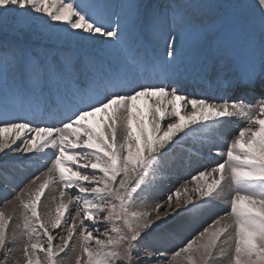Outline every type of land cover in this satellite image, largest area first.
Returning <instances> with one entry per match:
<instances>
[{"label": "snow or ice", "instance_id": "snow-or-ice-1", "mask_svg": "<svg viewBox=\"0 0 264 264\" xmlns=\"http://www.w3.org/2000/svg\"><path fill=\"white\" fill-rule=\"evenodd\" d=\"M251 7L259 19L258 54L236 62L222 47L228 7L211 0H125L118 10L107 0H0V33L50 42L0 39V153L32 154L37 164L49 150L53 157L34 192L39 177L17 192L7 179L10 170L0 166V199L8 204L15 193L24 213V264H41L38 253L45 264H57L78 227L76 264H216L228 255L225 246L231 249L227 264H264V0H253ZM185 32L192 37L189 45ZM160 38L167 59L148 53L146 45ZM89 41L93 47L108 43V50L78 55ZM112 50L120 53L115 63ZM188 64L204 79L220 78L234 66L228 84L238 99L217 104L190 96L181 79ZM249 93L258 94L257 103L246 101ZM233 117L245 124L226 152L216 150L222 160L197 170L166 199L137 203L174 145L190 148L186 138L197 134L206 142L207 133ZM174 163L182 165L183 158ZM57 182L61 203L43 220L38 204ZM189 183L195 185L191 194ZM69 191L78 196L65 203ZM29 192L31 198L23 199ZM217 200L230 210L169 256L166 246ZM11 219L0 211V251L15 243L7 234ZM101 221L108 230L100 231ZM64 227L67 235L54 244L50 229Z\"/></svg>", "mask_w": 264, "mask_h": 264}, {"label": "bare ground", "instance_id": "bare-ground-1", "mask_svg": "<svg viewBox=\"0 0 264 264\" xmlns=\"http://www.w3.org/2000/svg\"><path fill=\"white\" fill-rule=\"evenodd\" d=\"M152 1L154 2V0H151V2ZM194 1L198 2L199 0H194ZM177 2L178 3H187V2H180L178 0H177ZM120 3L122 4V2H120ZM123 3H124V1H123ZM162 3H163V1L160 4H162ZM252 4H253V0H246L245 4L242 5L238 9V12L246 13V14H248V13L250 14L251 13V15H253L254 12H253L252 7H251ZM237 14L239 15V13H237ZM249 17H250V15H249ZM239 18H240V16H239ZM244 18H247L246 15H245ZM253 18H251L253 20L249 19L246 22L247 26L244 27V29H245L244 32L247 35L245 34V36H246L244 38L245 40L241 43V45L239 44L238 50H235V47H236L237 44H235V45H233V44L222 45V47H223V49H224V51L226 53V56L231 58L232 60H234L236 62L243 61L245 58L250 56L253 52L258 54L259 46H255L254 42L256 41V39H259V32H257V31H259V19H258V17L255 14H254ZM237 20H239V19H237ZM255 31H256V33H254ZM190 37H191V34L188 33V32H185L184 41H185L186 45H188ZM191 39H192V37H191ZM100 40L106 41L107 38H100ZM86 44H89L91 46L92 42L90 41V42H87ZM96 44H98V43H96ZM99 44L102 46V43H99ZM74 45H72L70 47H72L73 49H77V44H74ZM90 46H85L84 45L83 47L78 48V53L77 54L80 55V56H85V55H90V54H93V53H99V52H101L102 49L108 50V43H103V46H102L101 49H100V47L99 48L95 47V48L91 49ZM157 46H159V48ZM146 47H147V50H148L149 54H153L154 53L155 55L162 56L163 58L167 59L166 50H165V42H164V40L162 38L157 39V40H155L152 43H148L146 45ZM236 51H240L241 53H237ZM112 52H113V57H112L113 63H115V62H117L120 59V53L117 50H112ZM187 69L188 70L183 73L181 79L185 83H187L186 91L188 89L189 90L192 89L193 90L192 95L193 94L197 95V91L200 89V87L204 86L202 84V82L204 83L205 81H204V79L202 77H200V76H198L196 74V72H195V70H194V68H193V66L191 64L187 65ZM235 71H236V68L233 66V69H231V70H227L226 69L225 72L221 73V75H220L221 76V80L217 84L216 89H218V88H221V89L227 88L228 91H230L231 87H229L226 84V82H227L228 79H230L232 73L235 72ZM214 75L215 74H212L210 76H214ZM202 95L203 96H207L209 98L210 102L217 101V99H219V96H220L217 93H213L211 91H208L207 87L202 89ZM237 96H238L237 92L233 93L231 99L228 102L231 103V101L236 100ZM257 100H258V97H257ZM218 103H221V102H218ZM255 103H257V102H254L253 104H255ZM181 114L183 115L184 112H182ZM244 124H245V122L240 117H235V125H234V127L232 129H227V128L223 127V128L220 129L219 135L217 134V130L209 132V133L206 134L208 136V140L206 142L205 141H201L199 139V135L200 134H197L195 137H189V138H187L188 140L186 139V144L187 145H192V147H190V148L186 147L184 144H181V142H178L177 145H174L173 147L175 149V152L174 153L173 152H169L168 154H166L165 167L162 169L161 173L156 177V180H155V183L153 184V186L147 192H145L146 195L148 196V197L146 196L147 200L151 201V202L156 200V202H157L158 200L166 199V197L169 194V190L175 191V189H177L180 185H182L181 184L182 182H185L186 179L190 180L192 175H196L197 170H205V169H210L211 167H214L217 161L222 160V157H218V156L215 155L216 150L218 149L221 152H226L227 151V145L232 140V135L238 134L239 129L241 127H243ZM197 151H200L203 154H205L207 152H210V153L212 152L213 153L212 156H211L212 158L209 161L208 160H204L203 157L201 158L200 156H197ZM18 153H19L18 155H14L13 152L0 153V166H5V167H7L10 170L11 175L9 176V178L13 177L12 175L15 176L13 178H15L14 182L16 181V183L13 184V185H17L18 184L17 182H19L18 188L22 189V187L24 185H27L31 181V178L37 177L42 172L46 171L47 170V165H44L43 167H41V166L39 167L35 163V161L32 160V159L36 160L35 156H33L32 154H24L23 152H18ZM177 156H180V157L183 158L184 163L182 165L178 166V165H176L174 163V161H175ZM52 158L53 157L51 156V152L49 150L48 157H46L44 159L49 163V162H51ZM28 161L31 162V163H28ZM43 164H46V163L43 162ZM21 166H25V169L27 170V172L26 173H22V171H19V179H18V177H17L18 174L15 171V169H19V168L23 169ZM35 166L38 168V170H37V168ZM187 168H192L191 169V171H192L191 174H187V172H186ZM87 171L90 172V170H87ZM44 179H45V177L40 178L39 180H37V182L33 185V192L39 186V184L43 183ZM0 182H2V181H0ZM9 182L11 183L10 180H9ZM189 184H191V183H189ZM52 186H55L57 188L59 186V188H60V185L57 182V183L50 184L47 187V189H49L51 191V187ZM21 189H17L16 188V191L19 192ZM47 189H46V191H47ZM67 194H71V197H73L74 195H78V193H75L73 191H69ZM14 195H15V193H13L12 195L8 196V200L11 201V202L6 204V205H4L0 211H4V212L19 211V210L23 211V209L20 206L19 200H14L13 199ZM31 195H32V193L29 192V194L24 195L22 198L25 199V200H28V199L31 198ZM50 196L52 197L53 194L50 195ZM229 197L230 196L228 195L226 197V199H228ZM57 198H61L60 195H58ZM46 199L47 198H45V200ZM47 200H49V199H47ZM0 201L4 203L3 199L0 200ZM145 202L148 203L146 200H145ZM46 203H47V201H44L43 197H41V201L38 204V212H41V214L43 212H45L46 209L52 208L49 205H47ZM213 204H214L213 207H210L209 209L204 211V212H207V213L211 212V213L205 214L207 222H210L211 220L214 219V218H212V216H213L212 212H220V210L222 211V208L225 207V205H226V203H222L219 200L214 201ZM173 205H174V202H173ZM71 207H74L75 209H73V211H76L75 204L72 205ZM55 210H56V208H55ZM198 215L202 216L203 212L197 214V218H196L197 222H202V220L204 218L201 217V219L199 220ZM44 217H46V216H44ZM61 229H56V230L50 229V231L52 232V234L54 236V241H57V242L60 241L59 240V236H60V234H62V233H60V231H62ZM192 230H193V228H190V227L186 228L185 231L181 233V235L184 236L182 238V241L175 242V240H173L172 243H170L169 245L166 246L167 252L168 253L170 251L174 252L179 247H182L184 242L187 241V238L191 237ZM95 235H98V233L95 234ZM13 250H14V247H12V251ZM159 259L160 260H164L163 257H161ZM225 260H227V259H225ZM69 263H70V260L68 261L67 264H69Z\"/></svg>", "mask_w": 264, "mask_h": 264}, {"label": "rangeland", "instance_id": "rangeland-1", "mask_svg": "<svg viewBox=\"0 0 264 264\" xmlns=\"http://www.w3.org/2000/svg\"><path fill=\"white\" fill-rule=\"evenodd\" d=\"M119 1L120 0H107V2L110 5H112L113 8L116 9V10H118L119 6L121 5L120 2H122V3H123V1L125 2V0H121L120 2ZM182 1L183 2L187 1L188 3H194L195 2L194 0H189V1L188 0H182ZM198 2H204V0H201V1L199 0ZM211 2L217 3V4H221V5H224V6L228 7V14L223 18V21H222L223 32H224V39H223L222 45H227V44L235 45V44H237L236 47H235V50H238L239 44L241 45V43L245 40L244 38L246 37L245 36L246 33L244 32V30H245L244 27L247 26L246 22L249 19L253 18L254 14L251 15V13L249 14L248 12H247L248 14L238 12V9L242 5L245 4L246 0H211ZM153 3H159L160 4V1L154 0ZM233 5H235L237 7H234V8L233 7H229V6H233ZM237 13H239V15ZM245 15H246L247 18H244ZM249 15H250V17H249ZM239 16H240V18H239ZM113 19H115V17H113ZM237 19H239V20H237ZM253 19H251V20H253ZM257 32H259V31H257ZM254 33H256V31ZM4 38H7V39H19V41H21V43L26 44V45L27 44L48 45V43H50L47 39H37L34 36H32L31 34H29V33H25V34H22V35H19V36L14 35L12 32L0 33V39H4ZM189 39L190 40H189L188 45L191 43L190 41L192 40L191 37ZM97 43L98 44H95L94 47L92 45L90 46L89 44H85V46H90L91 49H93L95 47H97V48L100 47V49H101L102 46H103V43H102V46L99 44V42H97ZM74 44H76V42H72V44L70 46H72ZM236 52H238V51H236ZM41 160H45V159H41ZM45 163L46 164H43V163L42 164L43 165H47V167L51 165V162H49L50 164L47 161ZM46 171H44V172H46ZM44 172H42V173H44ZM42 173L37 176V177H39V179L44 177V175ZM12 176L15 177L14 175H12ZM33 178H31V180ZM36 182H37V180H36ZM183 183L184 182H182L181 184H183ZM201 183H202V181H201ZM180 186L178 188H180ZM194 186L195 185H193V184H188V188H189L190 194H191V188L194 187ZM23 188L24 187H22V189ZM59 190H60L59 186H58V188L55 187V186H52L51 187V191L49 189H47V191L45 190L46 194L44 193L42 197H43L44 201H47L46 204L49 205L52 208L46 209L45 212H43L42 214H41V212H39V214L41 215V218L43 220H46L48 218V214L49 213H51L52 215H55V211L54 210L57 207V205L59 203H61V198H57V196L59 195ZM49 194L50 195L53 194L54 197L53 196L51 197ZM182 195H183V192H182ZM70 196H71V194H66L64 199H63V202H65V201L67 202V200L69 199ZM76 196H78V195H74L73 198H75ZM146 196H147L146 193H141V195H139V197L137 198V203H139L141 200H144V201L146 200L148 202V204H152L153 202L154 203L156 202V200L152 201V202L148 201L147 200L148 196L147 197ZM45 198H47L49 200H47V199L45 200ZM228 199H230V197ZM173 202H174V200H173ZM1 204H0L1 205L0 206V210L2 209V207L4 205H6V204L3 205V203H1ZM73 209H75V208L74 207L70 208V212H72L73 214L71 213V216H70V218L68 220L69 224L72 223L71 217H74L76 215V211H73ZM227 210H230L228 204H226L225 207L222 208V211L220 210V212H212L213 213L212 218L216 219L218 216H223L225 214V211H227ZM5 213L12 217V219L10 221L9 228L7 230V234H8V237H9L10 240L13 237H15V243H9L7 245V247L3 251H0V264H24L23 245H24V243L26 242V239H27L26 237H24L22 235V233H23V216H24V213H23L22 210L10 211V212H5ZM208 213H211V212H208ZM208 213L207 212H203L202 216L198 215L199 220L201 219V217L204 218L202 220V222H197V220L195 219L189 225V227L193 228V230H192L191 237L190 238L188 237L187 240L191 239L194 235H196L198 233V231H202L204 227H208L210 224H212V221L214 219L213 220L210 219L211 221L207 222L205 214H208ZM66 215H68V214L66 213ZM44 216H46V217H44ZM76 222H77V224L79 223V218H77ZM99 227H100V231L108 230V228L104 225V223L102 221L100 222ZM108 227H110V226H108ZM61 230L62 231H60V233H62V234H60L59 240H60L61 237L67 235V228L66 227L62 228ZM77 230H76V232L74 234L73 241L71 242L72 246H70L68 249H66V254L65 253L60 254V256L57 258V264H67L69 260H70L69 264H76V258L80 254V248H79V227L77 228ZM93 234L95 235L97 233L94 232ZM183 237L184 236H182L180 234L174 240H175V242H180V241H182ZM40 242L42 244H44L45 247L47 246L46 238L41 237ZM60 242L61 241H58V242L54 241V244H60ZM186 242L187 241H185L184 243H186ZM12 247H14L15 251L14 250L12 251ZM225 248H226V251L228 252V255L225 256V257H218L217 261H216V264H227V260L230 258L231 249L227 248V246H225ZM8 249H11V251H9ZM170 254H171V251L168 253V255H170ZM5 256H7V259H5ZM38 258L40 259L41 264H45V256H44L43 253H38ZM225 259H227V260H225Z\"/></svg>", "mask_w": 264, "mask_h": 264}]
</instances>
